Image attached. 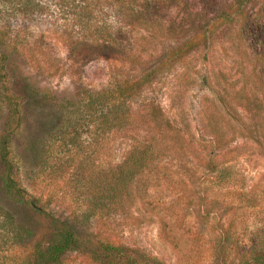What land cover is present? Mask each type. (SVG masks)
Instances as JSON below:
<instances>
[{
  "label": "trees",
  "instance_id": "trees-1",
  "mask_svg": "<svg viewBox=\"0 0 264 264\" xmlns=\"http://www.w3.org/2000/svg\"><path fill=\"white\" fill-rule=\"evenodd\" d=\"M104 3L116 12L119 27L93 28L94 18L85 15L90 5L84 4L80 13L86 18L76 24L81 26V41L94 49L84 54L80 50V60L95 51L103 59L116 52L114 60L134 73L114 72L107 86L98 90L53 93L31 84L15 64L14 41L0 28V218L11 244L27 254L18 264H63L73 252L93 264H164L90 224L94 212L124 211L125 203L158 186L176 196L174 205L167 207L171 214L175 207L186 212L196 200L204 203L208 216L220 211V222H225L220 256L229 249L239 264H264V179L247 187L231 160L219 162L215 156L240 138L254 140L264 154V130L257 128L264 116L253 114L264 106L263 81L258 80L263 99L251 90L240 96L221 85L220 96L218 87L212 90L216 102L202 99L196 133L209 137L211 146L204 157L191 154L197 140L189 121L174 123L159 103L133 109L161 74L179 67L182 77L189 76L192 66L186 60L195 55L205 59L202 54L208 53L212 39L228 33L235 35L247 73L263 76L264 0ZM196 76L193 82H207L209 72L196 71ZM116 143L127 146L119 162L112 161ZM194 160L208 173L196 177L183 164V177L161 166ZM33 184L34 194L27 189ZM66 198L71 207L63 209Z\"/></svg>",
  "mask_w": 264,
  "mask_h": 264
},
{
  "label": "rangeland",
  "instance_id": "rangeland-1",
  "mask_svg": "<svg viewBox=\"0 0 264 264\" xmlns=\"http://www.w3.org/2000/svg\"><path fill=\"white\" fill-rule=\"evenodd\" d=\"M84 4L90 5L85 15L91 14L94 18L93 28L97 25L111 29L119 27L116 12L104 0H0V28L17 47L15 64L31 84L43 91L72 93L79 88L98 90L107 86L114 72L134 73L128 65L114 60L118 58L116 52L111 53V58L103 59L95 51L80 60V50L84 54L94 49L84 39L81 41V26L76 24L79 18H86L80 13ZM125 42L122 40L121 44ZM207 52L202 54L206 55L205 59L195 55L191 61L186 60V64L192 66V70L187 72L189 76L182 77V68L179 67L161 74L144 89L133 105V109L139 111L150 102L159 103L174 123L178 124L183 118L189 121L190 130L197 140L190 150L193 156L198 157L211 152L209 137L196 133L199 103L204 97L216 102L217 95L212 90L218 87L220 96L221 85L234 89L240 96L251 90L263 99L258 80L264 83V75L259 77L247 73L245 59L238 52L233 33L214 37ZM203 69L209 72L207 82H193V77H197L196 71ZM243 103L244 100L240 107L236 106L238 113L242 111ZM232 105L235 106L236 102ZM257 112L264 116V106L258 111L255 109L253 114ZM257 128L264 130V124ZM126 149L125 144L116 143L112 149V161H121ZM215 156L219 162L231 160L247 187L264 179V154L252 139H237L226 149L218 150ZM199 163L197 160L174 161L161 166L169 174L184 177L180 166L188 164L191 173L195 172L196 177H200L208 171ZM34 187V184L29 185L27 189L34 194ZM175 200L174 193L165 187H153L149 195L141 199L135 197L129 204L125 203V212L108 208L94 212L90 224L115 242L155 256L164 264H239L233 250L227 249L226 256H220V234L225 225L224 219L220 222V211L213 210L208 216L203 211L204 203L196 200L195 206L186 212L175 207L171 214L167 207L174 205ZM65 207H71L68 198L62 199V208ZM17 216L27 219L26 215ZM2 222L0 218V264H18L27 254L24 248L11 244L1 227ZM63 264L93 263L82 254L73 252L66 255Z\"/></svg>",
  "mask_w": 264,
  "mask_h": 264
}]
</instances>
